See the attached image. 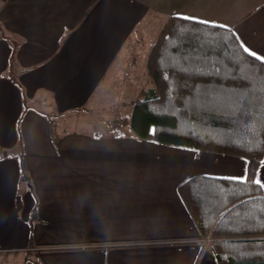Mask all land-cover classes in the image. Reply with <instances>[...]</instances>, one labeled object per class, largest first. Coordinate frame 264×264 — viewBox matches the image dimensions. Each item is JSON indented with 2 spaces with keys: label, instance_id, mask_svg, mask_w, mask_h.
Listing matches in <instances>:
<instances>
[{
  "label": "crops",
  "instance_id": "1",
  "mask_svg": "<svg viewBox=\"0 0 264 264\" xmlns=\"http://www.w3.org/2000/svg\"><path fill=\"white\" fill-rule=\"evenodd\" d=\"M169 16L264 58V0H0V264H216L179 187L245 181L247 161L121 124Z\"/></svg>",
  "mask_w": 264,
  "mask_h": 264
},
{
  "label": "trees",
  "instance_id": "2",
  "mask_svg": "<svg viewBox=\"0 0 264 264\" xmlns=\"http://www.w3.org/2000/svg\"><path fill=\"white\" fill-rule=\"evenodd\" d=\"M146 72L151 86L121 124L140 140L245 159V181L196 176L179 192L216 264H264V192L254 180L264 159V62L230 29L169 16Z\"/></svg>",
  "mask_w": 264,
  "mask_h": 264
},
{
  "label": "snow or ice",
  "instance_id": "3",
  "mask_svg": "<svg viewBox=\"0 0 264 264\" xmlns=\"http://www.w3.org/2000/svg\"><path fill=\"white\" fill-rule=\"evenodd\" d=\"M185 19H188V20H195L196 18H193V17H185ZM199 22H200V23H203V24L211 23V22H209V21H199ZM220 27H226V26L220 25ZM244 51H245V52H249V49L245 47V48H244ZM250 55H252V56H256V53L251 52ZM257 59H264V58L257 57ZM233 179H235V178H233Z\"/></svg>",
  "mask_w": 264,
  "mask_h": 264
},
{
  "label": "rangeland",
  "instance_id": "4",
  "mask_svg": "<svg viewBox=\"0 0 264 264\" xmlns=\"http://www.w3.org/2000/svg\"><path fill=\"white\" fill-rule=\"evenodd\" d=\"M159 34V33H158ZM151 49V48H150ZM149 52H150V50H149ZM149 52H148V54H149ZM148 54H147V56H148ZM147 59V58H146ZM86 121H88V122H90V123H94V124H98L97 122L95 123L93 120H88V119H85ZM102 121V120H101ZM103 122V121H102ZM101 123V122H100ZM84 124H86L85 122H84ZM204 243L205 244H207L206 243V241H204ZM209 245V244H208Z\"/></svg>",
  "mask_w": 264,
  "mask_h": 264
},
{
  "label": "built area",
  "instance_id": "5",
  "mask_svg": "<svg viewBox=\"0 0 264 264\" xmlns=\"http://www.w3.org/2000/svg\"><path fill=\"white\" fill-rule=\"evenodd\" d=\"M3 156V154L0 152V158ZM206 243L210 244L212 242V240L210 238H206Z\"/></svg>",
  "mask_w": 264,
  "mask_h": 264
}]
</instances>
